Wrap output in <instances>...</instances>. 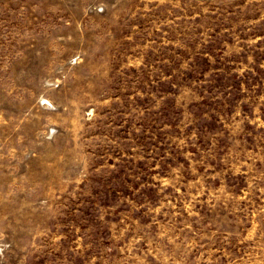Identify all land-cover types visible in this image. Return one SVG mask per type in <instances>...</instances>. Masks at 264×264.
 Masks as SVG:
<instances>
[{
    "label": "rangeland",
    "instance_id": "rangeland-1",
    "mask_svg": "<svg viewBox=\"0 0 264 264\" xmlns=\"http://www.w3.org/2000/svg\"><path fill=\"white\" fill-rule=\"evenodd\" d=\"M0 264H264V0H0Z\"/></svg>",
    "mask_w": 264,
    "mask_h": 264
}]
</instances>
